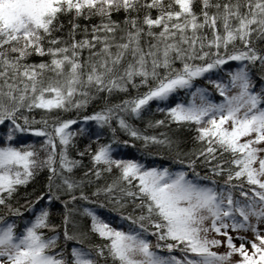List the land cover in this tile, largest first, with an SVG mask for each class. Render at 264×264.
I'll return each instance as SVG.
<instances>
[{"label": "snow or ice", "instance_id": "1", "mask_svg": "<svg viewBox=\"0 0 264 264\" xmlns=\"http://www.w3.org/2000/svg\"><path fill=\"white\" fill-rule=\"evenodd\" d=\"M33 55L49 59L29 63ZM180 91L191 99L169 105ZM114 94L125 98L113 103ZM97 100L103 106L82 117L95 139L81 149L76 137L87 129L71 131L80 120L59 114ZM152 102L165 105V119L148 128L194 126L199 147L173 156L184 170L113 155L130 141L173 150L174 137L130 122ZM0 126V206L22 218L13 201L47 172L46 191L22 205L34 218L19 228L0 217V264H264V0H0ZM25 133L43 138L39 148L15 143ZM101 198L118 212L131 202L127 231L80 203L102 208ZM53 202L63 207L60 226Z\"/></svg>", "mask_w": 264, "mask_h": 264}, {"label": "trees", "instance_id": "2", "mask_svg": "<svg viewBox=\"0 0 264 264\" xmlns=\"http://www.w3.org/2000/svg\"><path fill=\"white\" fill-rule=\"evenodd\" d=\"M63 22L67 24V18H62ZM82 23H87L85 21H82ZM59 35V33L57 34ZM49 58L47 56L45 57H39L33 55L29 58V63H39L40 61H47ZM177 67H179V64H177ZM223 75V74H220ZM213 79L219 78L217 74L212 75ZM225 81L227 80V77H224ZM197 86L206 88L208 93L215 99L216 102L221 101V97L216 92L215 88L207 82L205 79H201L195 82ZM140 92L147 91L146 88H141L139 90ZM136 92H133L132 95H136ZM105 95V94H102ZM186 96L187 93L185 91H180L174 96H172L168 104L174 106L177 102H179L180 98L182 96ZM122 98H125L123 94H114L111 97V100L113 103H119ZM103 101L97 100L93 101L89 104L88 108L86 110H82L79 113L75 110L69 111V112H62L59 114L60 118L62 119H79L80 123L77 125H73L70 129L73 132H76L80 127H85L87 129L86 133L84 135H78L76 137L77 146L79 148H83L86 144L90 143L89 135H92L93 140L95 139V136L93 135L97 129L93 122H89L88 125H84L82 121V117L85 115H90L93 111H98L100 107L103 106ZM165 105L160 104L158 105L156 102H152L150 106V110L147 111L144 115L143 120H131L130 122L133 123L135 127L140 129L141 131H145L148 135H157L161 132H164L168 134L169 136H172L176 140V144L173 146V150L169 151L167 148H162L158 146H151L149 148H145L143 146L142 141H130L129 146H125L123 143H120L118 145H114V157L117 158H124V159H134L138 160L141 163H143L148 168H168L172 171H179L184 170L183 166L174 162L173 156L175 155L176 149L178 148L179 151L182 153H187L191 151L194 147H199L198 144L195 143L193 137L196 135L194 126L192 128H183L178 129L175 124L170 125L169 127H159V128H148L147 124L148 121L152 120H159V119H165V115L158 111V107H164ZM53 118L55 117V113L52 114ZM37 119H39V115L37 114ZM7 123V122H6ZM115 127V123L113 125ZM38 127V126H37ZM7 131L6 126H0V137H3L4 133ZM111 138V133L107 130H103V135L100 138V143H106ZM117 138L119 141H125L130 140V138L124 134L123 132L118 131L117 132ZM43 138L32 136L31 134L25 133V134H18L17 140L15 141L16 144H35L37 148H39L40 143ZM134 143V147L131 146ZM95 143H93V149H95ZM70 156L74 159H80L76 155L75 149L70 150ZM83 162L85 165H88L89 158L86 156L83 158ZM201 171V175L204 174L203 170L198 169ZM83 173L82 171H78L76 173L77 176H81ZM115 175V172L113 173ZM106 178L110 181L111 177H107V174H105ZM193 178V177H189ZM221 186L223 185V181L220 178H216ZM102 183V181H101ZM201 183H207V181H202ZM46 184H47V172L41 171L39 172L35 179L27 186V188H21L19 190V202L13 201L14 207H20L21 211L23 212V217H15L12 216L7 209L0 206V217H3L6 222H15L19 228H22L24 223L27 222L29 218H34L33 214L29 211H27L22 205L25 204L27 198L35 199V195L37 193H42L46 191ZM101 202L104 203V207H99L98 204H86L85 202H80L81 204H84V206L92 208L94 211H96L101 217H103L107 222L111 224L116 229H122V227H131L130 223L126 220L121 219V215H128L132 213V204L129 202L128 206L119 212L114 210L113 205L107 203L106 201L101 198ZM44 205L47 206V201H41L39 204H36V209L39 210L40 207ZM50 211L53 213L51 216L52 223L56 224L57 226L61 225V215L60 213L63 211V207L59 202H53V204L50 207ZM139 210H137L138 214ZM81 223H85L88 221V218L86 217H80ZM62 231V228H61ZM151 240H155L154 237H149ZM90 243L93 244H100L105 243L103 241H100L97 237L91 236L90 237ZM74 246V242H68L67 248L70 253L71 247ZM177 256L180 255V253H175ZM109 264H111V261H109Z\"/></svg>", "mask_w": 264, "mask_h": 264}, {"label": "rangeland", "instance_id": "3", "mask_svg": "<svg viewBox=\"0 0 264 264\" xmlns=\"http://www.w3.org/2000/svg\"><path fill=\"white\" fill-rule=\"evenodd\" d=\"M209 97H210V99H212L213 100V102H216L215 101V99L209 94ZM191 99V97H190V95H186V96H182L181 98H180V100H179V102H183V103H187L189 100ZM197 102H199V101H197ZM216 103H219V102H216ZM170 171H172V170H170ZM173 172H175V171H173ZM191 179V178H190ZM125 229H129V227L127 226H125L124 227ZM249 236H251V234L249 233ZM153 241V244H155V240H152ZM238 243V242H237ZM157 251H159V250H157ZM214 251H218V252H223L224 251V249L223 248H221V249H214ZM160 254H162V255H167V253L166 252H162V253H160ZM234 259H238V257H235Z\"/></svg>", "mask_w": 264, "mask_h": 264}]
</instances>
